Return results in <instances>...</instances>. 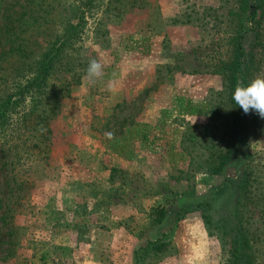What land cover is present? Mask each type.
Segmentation results:
<instances>
[{
	"label": "rangeland",
	"instance_id": "obj_1",
	"mask_svg": "<svg viewBox=\"0 0 264 264\" xmlns=\"http://www.w3.org/2000/svg\"><path fill=\"white\" fill-rule=\"evenodd\" d=\"M45 1L49 21L24 32L30 56L1 63L0 100L78 15L81 29L44 91L24 94L0 124V264H227L228 240L215 225L233 192L212 195L236 170L206 166L226 140L221 65L231 57L237 0ZM255 51L252 79L264 75V38ZM92 58L105 63L95 85L86 79ZM261 119L235 136L252 152L255 199L264 194ZM136 122L147 123L151 143L133 137ZM206 199L212 208L175 219L179 205ZM158 204L171 210L148 230ZM263 207L251 205L255 264H264ZM154 239L161 250L141 248Z\"/></svg>",
	"mask_w": 264,
	"mask_h": 264
},
{
	"label": "trees",
	"instance_id": "obj_2",
	"mask_svg": "<svg viewBox=\"0 0 264 264\" xmlns=\"http://www.w3.org/2000/svg\"><path fill=\"white\" fill-rule=\"evenodd\" d=\"M93 1L87 0L86 5L92 6ZM236 2V10L231 11V14L237 16L235 23L237 29L233 34L231 57L221 65V71L225 78L223 88L225 98L230 105V111L225 115L226 121L223 122L224 131L220 134L226 140L223 146L217 147L216 150L209 153L206 168L211 174H219L229 165L235 168L236 173L227 176L217 192L212 195V199H216L227 190L233 192L232 198L227 201V207L230 209L226 213L221 214V212L218 215L217 222L219 224L215 226L228 240L227 264H255V247L252 243L250 228L253 216L251 205L258 202L264 206V194H261L262 198L259 194L258 198L256 197L258 201H256L257 189L253 188V183L257 169L252 164V152L244 147L243 138L237 141L235 136L238 134L243 136L251 124H255L254 130L260 128L262 124L259 123V120L262 121V119L254 110L245 114L243 109L235 104L233 93L238 82L246 85L252 80L255 47L264 38V0H237ZM49 7L45 0H0V17L6 14L10 17L9 21L0 22V68H2V61L6 58L14 57L18 60H26L30 56L29 39L24 35V32L26 33L34 25H41L49 21L48 17L51 14ZM78 18L80 21L79 15ZM79 21L68 22L61 32L50 41L39 58L30 63V72L25 76L24 82L20 84L19 80L13 81L10 92L0 100V124L7 115H11L16 110L24 98V94L44 91L50 70L60 60L66 47L80 34L78 32L81 29ZM38 117L39 122L46 117L44 109L41 110ZM135 124V126L133 125V137L136 140L151 143L153 139L149 138L147 123L136 122ZM204 127L206 128V126ZM169 202L172 203V200ZM200 207L212 208L208 200L183 203L174 211L175 219L179 220L193 208ZM219 208L221 205L217 206L216 210ZM262 209L264 210V207ZM170 210L171 207L164 204L151 207L148 230L163 224ZM210 219V216H207V222ZM141 235L144 236L145 233L142 232ZM164 245L163 240H146L141 248L151 247L154 250H161Z\"/></svg>",
	"mask_w": 264,
	"mask_h": 264
},
{
	"label": "clouds",
	"instance_id": "obj_3",
	"mask_svg": "<svg viewBox=\"0 0 264 264\" xmlns=\"http://www.w3.org/2000/svg\"><path fill=\"white\" fill-rule=\"evenodd\" d=\"M105 63L97 58L89 60L86 68V79L90 85H95L104 76ZM108 89L116 91L115 81L109 83ZM233 100L243 109L245 114L254 110L261 118H264V75L254 77L248 84L238 82L234 89Z\"/></svg>",
	"mask_w": 264,
	"mask_h": 264
}]
</instances>
